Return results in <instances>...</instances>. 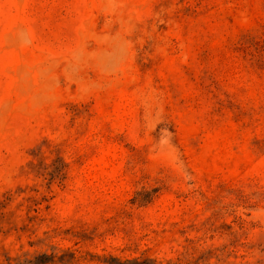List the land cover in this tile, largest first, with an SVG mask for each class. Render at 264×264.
<instances>
[{
  "label": "rangeland",
  "instance_id": "rangeland-1",
  "mask_svg": "<svg viewBox=\"0 0 264 264\" xmlns=\"http://www.w3.org/2000/svg\"><path fill=\"white\" fill-rule=\"evenodd\" d=\"M264 264V0H0V264Z\"/></svg>",
  "mask_w": 264,
  "mask_h": 264
},
{
  "label": "trees",
  "instance_id": "trees-1",
  "mask_svg": "<svg viewBox=\"0 0 264 264\" xmlns=\"http://www.w3.org/2000/svg\"><path fill=\"white\" fill-rule=\"evenodd\" d=\"M38 258H39L38 259V264H47V263H49L51 261V260L48 259L47 255H41ZM27 262H28V264H30L33 261L32 260H28ZM9 264H11V263H9Z\"/></svg>",
  "mask_w": 264,
  "mask_h": 264
}]
</instances>
